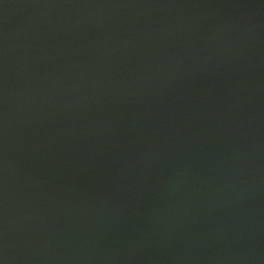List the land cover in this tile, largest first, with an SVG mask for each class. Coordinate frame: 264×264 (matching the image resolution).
Here are the masks:
<instances>
[{"label": "water", "instance_id": "1", "mask_svg": "<svg viewBox=\"0 0 264 264\" xmlns=\"http://www.w3.org/2000/svg\"><path fill=\"white\" fill-rule=\"evenodd\" d=\"M0 264H264V0H0Z\"/></svg>", "mask_w": 264, "mask_h": 264}]
</instances>
